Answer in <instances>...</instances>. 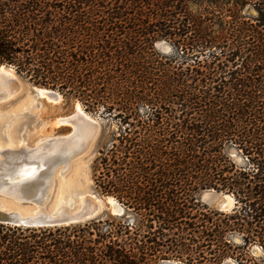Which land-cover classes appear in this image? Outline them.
Returning a JSON list of instances; mask_svg holds the SVG:
<instances>
[{"label":"trees","instance_id":"16d2710c","mask_svg":"<svg viewBox=\"0 0 264 264\" xmlns=\"http://www.w3.org/2000/svg\"><path fill=\"white\" fill-rule=\"evenodd\" d=\"M1 66L127 125L96 189L135 216L0 224V264H264V0H0Z\"/></svg>","mask_w":264,"mask_h":264},{"label":"rangeland","instance_id":"374dc122","mask_svg":"<svg viewBox=\"0 0 264 264\" xmlns=\"http://www.w3.org/2000/svg\"><path fill=\"white\" fill-rule=\"evenodd\" d=\"M204 8L205 6L203 5L200 10L202 11ZM191 9L194 12L199 11V8L194 5H191ZM254 14V11L248 13V15ZM156 49L165 54H170L172 52L171 45L165 41L157 42ZM6 72L9 71L6 70ZM10 74L13 76L11 72ZM18 80L19 83L17 85L6 83L5 85L7 86L5 87L10 95L0 98V146L17 142H24L29 147L53 142L65 143L64 140L74 133V128L64 123H57V121L60 118L75 114L78 105L83 111L92 118L97 119L101 124V128L94 139L91 149L74 158L71 162V169L65 176L57 180L53 200L51 204H49V209L53 208L63 199H74L76 202L75 207H77L83 198L91 197V195L95 194L103 200L112 198L114 202L118 203L123 209L122 213L117 214L105 207L100 211L97 219L103 218L107 220L111 217L117 219V222L131 223V220L135 216V211L127 210L116 198L101 195L96 189V184L101 172L98 171L99 168L96 166L97 160L102 156L104 151H109L112 145L115 142L117 143V139L127 125L121 126L119 118L110 116L109 113L104 111L103 107H99L96 111H87L80 100L69 98L68 96L62 95L60 92L62 100L59 103L41 98L37 95L34 88L42 89V87L33 85L20 75ZM3 82L5 83L4 79ZM237 152L238 151L234 147L229 151L234 161L242 163L244 159L237 156ZM226 196L233 199V206L229 210L223 212H232L237 203L232 195L217 193L213 190L200 191L196 195L199 201L207 206V208L218 211H220L218 209V202ZM2 203L7 205L8 208H16L13 203L5 204L3 201ZM27 210L29 211L30 208ZM228 239L231 243L238 245H241L243 242L241 236L238 234L230 235ZM250 251L251 256L254 258L261 259L264 257V251L258 245L252 246ZM175 262L187 264L184 261L176 259L160 260L156 264H169ZM238 263L239 262H237L233 256L225 258L223 262V264Z\"/></svg>","mask_w":264,"mask_h":264},{"label":"water","instance_id":"95a60500","mask_svg":"<svg viewBox=\"0 0 264 264\" xmlns=\"http://www.w3.org/2000/svg\"><path fill=\"white\" fill-rule=\"evenodd\" d=\"M3 67L9 72L1 71V66L0 77L7 84L17 85L19 75L15 69L11 66ZM34 90L38 96L46 100L58 103L62 100L61 94L57 91L46 88H34ZM75 117L83 116L80 111H76L75 114L67 117L66 124L77 126L76 121L80 118ZM88 122L93 124L96 130H100L101 124L97 119H88ZM97 133L90 140L86 150L76 147L80 151L66 157L55 156L54 152L45 151L44 147L49 145L48 143L37 144L35 147H29L24 142L0 146V224L29 228L60 227L95 220L105 207L113 213H122L123 209L119 204L109 199L103 200L95 194L83 198L77 207L74 199H63L49 209L57 180L71 169L74 158L91 149ZM2 201L5 204L13 203L16 208H8ZM232 206L233 199L228 196L218 202L220 211H227Z\"/></svg>","mask_w":264,"mask_h":264},{"label":"bare ground","instance_id":"6f19581e","mask_svg":"<svg viewBox=\"0 0 264 264\" xmlns=\"http://www.w3.org/2000/svg\"><path fill=\"white\" fill-rule=\"evenodd\" d=\"M1 71L6 72V69L2 66ZM5 84L6 83L3 82V78L0 77V98L10 95L7 88L5 87L7 85ZM76 111H80L83 117H75L80 119H77L76 121L77 126L73 127L74 133L69 138L65 139V143H57V142L50 143L49 145L44 147L45 151L47 152L52 151L56 154L55 156L66 157V155L71 156L75 154L77 151H80L81 149L86 150L87 145L89 144L90 140L93 139L95 133H97L98 130H96L93 124L88 122V119L91 120L92 117L88 115L85 111H83V109L79 105L76 107ZM66 122H67V117L60 118L57 121V123H64V124H66ZM76 147L77 148L79 147L80 150H77ZM109 200L114 203V200L112 198H110Z\"/></svg>","mask_w":264,"mask_h":264}]
</instances>
